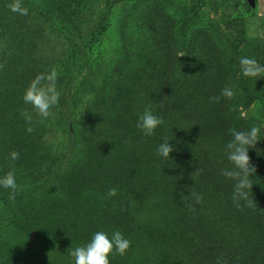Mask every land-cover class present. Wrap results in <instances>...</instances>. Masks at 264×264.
I'll use <instances>...</instances> for the list:
<instances>
[{"label":"rangeland","instance_id":"374dc122","mask_svg":"<svg viewBox=\"0 0 264 264\" xmlns=\"http://www.w3.org/2000/svg\"><path fill=\"white\" fill-rule=\"evenodd\" d=\"M11 3L0 0V177L15 168L20 190L12 202L0 186V264H74L70 251L116 230L131 243L110 264H264V138L248 150L253 207L238 209L221 175L231 130L264 135L262 94L248 97L239 64L264 55V0H21L27 15ZM53 69L60 102L42 119L23 93ZM148 105L164 121L151 136L136 127ZM189 192L202 196L192 210Z\"/></svg>","mask_w":264,"mask_h":264},{"label":"clouds","instance_id":"9594fccd","mask_svg":"<svg viewBox=\"0 0 264 264\" xmlns=\"http://www.w3.org/2000/svg\"><path fill=\"white\" fill-rule=\"evenodd\" d=\"M10 10L21 15H27V8H25L21 0H13L9 5ZM183 55V54H182ZM241 74L246 77H264V65L257 60L250 57H241L240 61ZM3 67V65H0ZM57 76L55 69L49 73H38L25 88L23 93V101L25 104L32 106V109L42 119H48L55 115L53 109L59 106L60 92L57 90ZM222 96L231 99L235 92L231 88L222 90ZM210 101L219 102L220 97H210ZM21 115L26 121L31 123L32 115L29 111H22ZM162 117L154 114L152 106L148 105L144 111L139 115L136 127L142 131L145 136L154 134L155 129L163 124ZM26 131L32 133L34 129L27 127ZM232 139L224 145V151L227 160L232 164L231 169H224L221 175L235 181L234 190L232 193V200L235 206L240 209L241 202L247 207L254 206V199L249 198V190H251L253 183L250 177L255 174L256 168L251 163V158L248 154L249 148H254L258 141L264 138L261 134V129L258 126H252L247 131L231 130ZM169 140L159 144L157 147L158 155L168 158L169 154L174 150V146L168 143ZM19 153L12 151L9 153L11 161L19 159ZM0 186L5 189H10L9 200L15 202L16 195L20 190L15 175V168H11L6 174L0 177ZM117 189L110 188L109 196H115ZM188 196L191 199L189 205L190 210L194 204L202 202V196L189 192ZM130 241L125 236L116 230L112 233L111 238L103 231L95 232L91 239L80 246L75 247L70 251L69 255L73 258L74 264H110L109 256L113 252L123 256L130 247ZM218 264L220 262L218 261ZM226 264V262H225Z\"/></svg>","mask_w":264,"mask_h":264},{"label":"trees","instance_id":"16d2710c","mask_svg":"<svg viewBox=\"0 0 264 264\" xmlns=\"http://www.w3.org/2000/svg\"><path fill=\"white\" fill-rule=\"evenodd\" d=\"M118 0H107L108 4L114 3ZM260 64L264 65V55L262 57L256 59ZM252 81V86L248 89V97L251 99L254 97L255 94L260 93L262 94L264 100V77H250ZM111 123V121H110ZM108 124V123H107Z\"/></svg>","mask_w":264,"mask_h":264},{"label":"water","instance_id":"95a60500","mask_svg":"<svg viewBox=\"0 0 264 264\" xmlns=\"http://www.w3.org/2000/svg\"><path fill=\"white\" fill-rule=\"evenodd\" d=\"M250 1V0H249Z\"/></svg>","mask_w":264,"mask_h":264}]
</instances>
